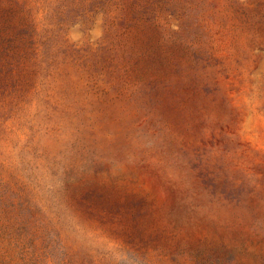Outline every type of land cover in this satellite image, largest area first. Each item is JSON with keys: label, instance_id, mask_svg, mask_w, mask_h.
<instances>
[{"label": "rangeland", "instance_id": "obj_1", "mask_svg": "<svg viewBox=\"0 0 264 264\" xmlns=\"http://www.w3.org/2000/svg\"><path fill=\"white\" fill-rule=\"evenodd\" d=\"M0 264H264V0H0Z\"/></svg>", "mask_w": 264, "mask_h": 264}]
</instances>
